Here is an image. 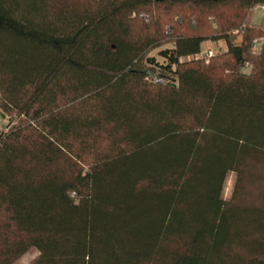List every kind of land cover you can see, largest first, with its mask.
<instances>
[{"label": "trees", "instance_id": "obj_1", "mask_svg": "<svg viewBox=\"0 0 264 264\" xmlns=\"http://www.w3.org/2000/svg\"><path fill=\"white\" fill-rule=\"evenodd\" d=\"M259 5L0 0V264H264Z\"/></svg>", "mask_w": 264, "mask_h": 264}, {"label": "rangeland", "instance_id": "obj_2", "mask_svg": "<svg viewBox=\"0 0 264 264\" xmlns=\"http://www.w3.org/2000/svg\"><path fill=\"white\" fill-rule=\"evenodd\" d=\"M250 20L254 23L260 24L262 26V28H264V13L262 11V9L260 8V6H257L254 8V10L252 11V14L250 16ZM170 46V44L159 47L154 49L149 56H157L158 52L165 48ZM204 48L207 49H213L214 52H216L217 54L225 51L227 49V45L223 40H208L204 43ZM158 60H162L161 57L157 56ZM8 125V120L3 119L0 120V129L3 130L5 128H7ZM235 174L234 173H229L224 185V190H223V197L225 199H229L231 197L233 188H234V184H235ZM38 255V251L35 248H31L30 250H28L24 255H22L19 259H17L15 261L14 264H28L29 262H31L36 256Z\"/></svg>", "mask_w": 264, "mask_h": 264}, {"label": "built area", "instance_id": "obj_3", "mask_svg": "<svg viewBox=\"0 0 264 264\" xmlns=\"http://www.w3.org/2000/svg\"><path fill=\"white\" fill-rule=\"evenodd\" d=\"M260 8L262 9L263 13H264V5H259ZM244 26V25H243ZM239 31H237L238 33ZM263 42H264V38L263 37H256L253 39V43H252V47H253V50L254 51H258L261 46L263 45ZM217 55L216 52L213 51V49H207V48H204V44H203V49L202 51L199 53V54H196L194 56V58H202L206 61H209L211 57ZM0 120H3V118L0 117ZM7 128L1 130L0 131H6Z\"/></svg>", "mask_w": 264, "mask_h": 264}]
</instances>
